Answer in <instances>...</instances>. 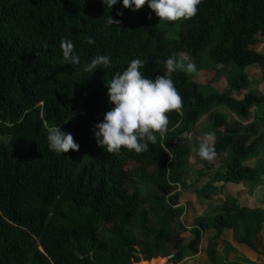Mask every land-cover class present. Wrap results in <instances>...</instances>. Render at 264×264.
<instances>
[{
  "label": "trees",
  "instance_id": "trees-1",
  "mask_svg": "<svg viewBox=\"0 0 264 264\" xmlns=\"http://www.w3.org/2000/svg\"><path fill=\"white\" fill-rule=\"evenodd\" d=\"M110 11L101 0H0V264H157L197 255L211 226L201 220L186 244L184 195L178 192L189 189L186 135L219 107L239 121L211 116L223 133L213 147L225 160V173L198 156L207 176L233 185L260 176L244 162L264 147V132L250 121L253 109L264 107V94L248 90L247 75L264 66L257 49L264 41V0H202L195 17L174 23L159 22L147 5L132 11L121 2ZM109 13L119 25L106 23ZM64 40L72 42L78 65L65 63ZM178 53L197 69L208 53L213 63L234 65L239 73L227 92L206 94L175 67L168 75L183 106L167 113L168 133L157 134V143L142 153L99 147L92 129L114 107L105 82L136 58L154 79ZM96 55L109 56L110 68L86 71ZM53 127L71 133L79 151H49L46 134ZM222 209L214 239L246 219L243 239L256 250L264 207L250 212L225 203Z\"/></svg>",
  "mask_w": 264,
  "mask_h": 264
},
{
  "label": "rangeland",
  "instance_id": "rangeland-1",
  "mask_svg": "<svg viewBox=\"0 0 264 264\" xmlns=\"http://www.w3.org/2000/svg\"><path fill=\"white\" fill-rule=\"evenodd\" d=\"M257 49L264 52V41ZM175 57L177 59L175 67L186 72L188 77L195 80L206 94L227 92L229 82L239 73L234 65L213 63L208 53L202 56L201 66L197 71L189 73L185 70V66L188 62H192L190 57L185 53H178ZM247 75L250 81L248 90L264 94V66L249 68ZM216 113L226 115L229 122L239 121L236 113L224 106L198 119L193 129L186 135L189 152L183 175L189 189L178 190L184 195L181 205L185 209V214L180 222L187 228L184 235L186 244L193 240L192 229L196 228L201 220L207 221L211 228L204 232L202 246L197 255L190 256L182 262H171L165 258L166 260L158 261L157 264H264V229L255 241L256 250L251 249L244 242L241 232L242 226L248 224L246 219L240 220L237 231L226 230L221 239H214L216 231L212 227L215 218L223 213V204L231 203L250 212L259 211L264 207V147L257 157L244 162L245 166L260 170V176L256 180L242 185H233L227 183L222 176H207L209 171L200 162L196 150H198L199 143L205 142L209 135L213 137L210 141L212 145L217 137L223 135L222 129L215 128L210 121L211 116ZM250 121L255 122L264 132V107L253 109ZM230 155L231 153L227 152L226 157ZM212 163L214 172L225 173L224 158L215 157ZM155 228L156 225L152 224L151 229ZM140 263L147 262L141 261Z\"/></svg>",
  "mask_w": 264,
  "mask_h": 264
},
{
  "label": "clouds",
  "instance_id": "clouds-1",
  "mask_svg": "<svg viewBox=\"0 0 264 264\" xmlns=\"http://www.w3.org/2000/svg\"><path fill=\"white\" fill-rule=\"evenodd\" d=\"M121 2L124 9L132 11H139L147 5L159 18V22L174 23L195 17L202 0H101L104 8L111 11ZM110 13L106 23L119 25L120 22L114 20ZM89 43L93 41L90 39ZM61 47L65 63L78 65L79 56L72 42L64 40ZM176 64V57L169 56L164 61L167 70L165 74L153 79L142 71L143 61L140 58L132 59L123 71L114 73L112 79L105 82L109 102L114 107L105 114L103 121L95 124L92 129L99 147L107 153L119 152L122 148L142 153L148 150L149 144L157 143V134L163 138L168 133L167 113L183 106L182 98L168 75L175 70ZM110 66L109 56L96 55L91 58L86 71L104 70ZM185 70L195 73L197 67L188 62ZM212 139L209 135L196 150L203 160L212 161L216 157L214 147L210 143ZM46 141L48 150L59 156H64L69 151H79L80 147L71 133L62 131L61 127L50 128ZM189 160L191 161V157Z\"/></svg>",
  "mask_w": 264,
  "mask_h": 264
},
{
  "label": "water",
  "instance_id": "water-1",
  "mask_svg": "<svg viewBox=\"0 0 264 264\" xmlns=\"http://www.w3.org/2000/svg\"><path fill=\"white\" fill-rule=\"evenodd\" d=\"M173 258H174V257H169V258H167V260L170 261V260H172Z\"/></svg>",
  "mask_w": 264,
  "mask_h": 264
}]
</instances>
